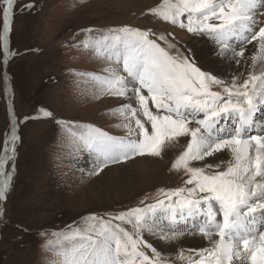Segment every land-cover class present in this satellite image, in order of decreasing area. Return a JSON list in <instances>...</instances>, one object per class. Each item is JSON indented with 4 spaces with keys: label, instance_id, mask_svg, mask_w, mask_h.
Segmentation results:
<instances>
[{
    "label": "snow or ice",
    "instance_id": "6c2138e0",
    "mask_svg": "<svg viewBox=\"0 0 264 264\" xmlns=\"http://www.w3.org/2000/svg\"><path fill=\"white\" fill-rule=\"evenodd\" d=\"M3 3V59L7 63L16 55L9 48L15 0ZM150 11L190 33L212 38L217 44L216 56L230 55L239 64L245 56L244 45L256 41L252 67L264 60V21L258 19L264 16V0H163ZM211 19L220 22L209 23ZM108 33L100 41L82 43L98 57L118 65L106 68V76L90 75L103 94L126 100L110 111L122 117L119 126L127 133L111 136L89 126L81 141L96 154V167L102 170L136 155L159 157L187 137L186 147L172 165L186 179L183 187L158 190L164 199L143 208L110 214L109 220L90 216L88 220L94 223L83 233H53L63 236V242H48L61 257L59 264H170L147 243L145 233L165 243L196 234L206 238L211 247L201 249L198 259L180 251L179 258L186 264H264V134H250L260 128L256 116L264 110V71L250 72L242 82L233 77L226 83L198 67L191 49L188 55L172 54L170 50L176 46L164 34L158 37L165 42L161 46L150 38L154 35L151 30L125 26ZM213 86L221 91H213ZM41 113L55 118L48 110L41 109ZM19 139L13 125L5 140L6 155L0 158V176L4 177L0 200H6L15 170L13 165V172H5L8 142L14 157ZM226 151L231 160L216 165L207 162ZM125 223L131 231L122 226Z\"/></svg>",
    "mask_w": 264,
    "mask_h": 264
},
{
    "label": "rangeland",
    "instance_id": "374dc122",
    "mask_svg": "<svg viewBox=\"0 0 264 264\" xmlns=\"http://www.w3.org/2000/svg\"><path fill=\"white\" fill-rule=\"evenodd\" d=\"M162 2L15 0L9 48L16 55L5 63L3 8L6 5L0 0V158L6 155L5 140L10 137L13 125L20 137L14 157L10 151L12 143L8 142L5 172H13V165L15 170L7 198L0 200L3 212L0 217V264H59L61 257L49 248L48 242L58 239L63 242V236L53 233L71 234L73 230L83 233L94 223L88 220L90 216L109 220L110 214L143 208L157 199H164L158 195L160 189L184 186L186 176L182 171L173 170L172 165L186 147L187 137L180 138L159 157L136 155L110 163L102 170L96 167V154L80 139L88 134L89 126L111 136L127 133L119 126L122 117L110 111L126 100L103 94L90 75L106 76V68L118 65L98 57L93 49L82 43L102 40L109 35V29L127 26L151 30L154 35L150 38L156 39L161 46H165V42L158 37L164 34L176 46L170 50L172 54L188 55L191 49L196 65L203 71L211 72L226 83L232 80L233 77L226 78L232 71L223 75L215 69L210 71L202 67L191 47L204 48L207 44L217 49L212 38L190 33L187 28L166 22L150 11ZM29 4L33 5L30 9L25 7ZM182 19L187 22L186 15ZM219 22L209 20V23ZM87 29L93 31H85ZM252 44L244 46L249 50L242 61L239 64L235 61L234 77L239 78L238 82L247 79L250 72L264 71V60L252 67L251 57L257 52L256 41ZM236 47L238 51L239 46ZM213 91L221 89L213 86ZM41 109L52 112L55 118L44 117ZM256 122L260 128L251 135L264 133V110L257 114ZM215 157H220L218 163L221 159L224 161L220 154ZM215 157L208 158L207 162L216 165ZM3 179L0 176V180ZM122 226L131 231L130 225ZM144 239L158 251L165 243L147 233ZM206 248L195 249L179 241L167 252H161L170 264H186V260L179 258L181 250L185 257L198 259L199 251ZM145 250L151 255L150 250Z\"/></svg>",
    "mask_w": 264,
    "mask_h": 264
},
{
    "label": "bare ground",
    "instance_id": "6f19581e",
    "mask_svg": "<svg viewBox=\"0 0 264 264\" xmlns=\"http://www.w3.org/2000/svg\"><path fill=\"white\" fill-rule=\"evenodd\" d=\"M203 43H205V42L203 41ZM191 47H192L196 57L200 60L199 63H200V65L202 67H205V69L210 70V71L215 69L216 73H221L223 75H225L228 71H230V72L232 71L231 73L226 75V78L230 79V78L234 77V74L237 71V67L234 68L235 67L234 66L235 59L231 58L230 55L216 56L215 55L216 49L212 45L205 44L204 48L193 47V46H191ZM248 50H249V47L248 48L246 47V49H244L245 53L248 52ZM232 67L234 69L231 70ZM122 103H125V102L122 100ZM258 130H259V128H258ZM258 134H260V133H258ZM220 156L223 158L224 162H227V161H229L228 158L231 156V153L226 151V152L220 153ZM219 158L218 157L213 158L214 163L217 164ZM221 161H222V159H221ZM180 243L181 244L184 243L185 245L190 246V247L195 248V249L206 248V247H210L211 246V244L208 242V240L206 238H204L203 236L199 235V234L186 236V237H184L183 239L180 240ZM173 246H174V243H164V246H163V248H161V251L162 252H164V251L167 252ZM234 264H235V261H234Z\"/></svg>",
    "mask_w": 264,
    "mask_h": 264
}]
</instances>
